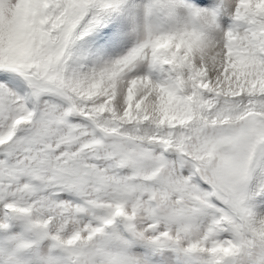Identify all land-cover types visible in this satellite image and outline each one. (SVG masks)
<instances>
[{"label":"snow or ice","instance_id":"1","mask_svg":"<svg viewBox=\"0 0 264 264\" xmlns=\"http://www.w3.org/2000/svg\"><path fill=\"white\" fill-rule=\"evenodd\" d=\"M0 264H264V0H0Z\"/></svg>","mask_w":264,"mask_h":264}]
</instances>
